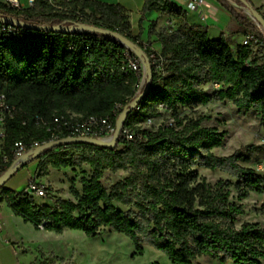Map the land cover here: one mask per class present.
<instances>
[{
  "label": "trees",
  "instance_id": "1",
  "mask_svg": "<svg viewBox=\"0 0 264 264\" xmlns=\"http://www.w3.org/2000/svg\"><path fill=\"white\" fill-rule=\"evenodd\" d=\"M217 2L238 21L243 34L254 35L248 45L234 49L224 35L211 39L207 28L191 24L188 11L172 0H145L142 10L140 22L153 10L170 18L169 25L159 30L156 22L151 24L150 33L163 46L160 54L132 34L129 14L120 4L92 0L65 4L81 10L82 18L77 21L71 14L55 11L48 0H35L32 7L21 10L0 2V12L19 22L33 26L83 24L96 30L32 28L28 34L0 36V86L12 103L26 111L9 121V145L48 138L37 116L51 122L54 117L69 118L68 112H72L81 118L109 116L116 124V106H128L135 99L142 73L122 69L128 47L110 36L112 33L126 36L142 49L153 70L150 88L130 125L157 117L163 109L174 117L172 123L143 130L142 139L120 137L114 148L83 142L45 150L36 159L43 172L49 167L88 165L92 169L91 177L82 179V192L72 185L74 199L38 204L34 194L3 186L0 203L6 201L36 230L57 234L79 230L88 237L98 236L103 229L117 231L134 242V256L142 255L148 244L173 264H194L201 257L221 264H263L264 228L252 222L237 227V219L246 212L230 198L232 188L239 201L252 192L264 194V175L242 165L260 147L247 145L231 155L218 156L213 149L223 145L226 131L202 126L204 115L179 116L182 108L219 99L254 109L264 119V58L254 48L259 45L264 50V33L228 0ZM211 83L221 85L213 95L204 89ZM144 91L145 87L141 93ZM65 137L67 132L61 135ZM194 167L220 169L232 179L212 184ZM106 170L127 176L108 189L103 183ZM50 193L51 188L46 187L44 198ZM116 202L127 210L118 208ZM257 212L264 215V200ZM49 260L53 262L54 256L41 264Z\"/></svg>",
  "mask_w": 264,
  "mask_h": 264
},
{
  "label": "rangeland",
  "instance_id": "2",
  "mask_svg": "<svg viewBox=\"0 0 264 264\" xmlns=\"http://www.w3.org/2000/svg\"><path fill=\"white\" fill-rule=\"evenodd\" d=\"M232 1L236 2L235 0ZM26 2L27 0H22V3ZM236 3L239 6L243 5L241 2ZM250 3L255 9L259 8L261 12L264 13V0H251ZM235 7L239 11H242L240 7ZM244 14L249 18L248 14ZM249 19L257 25L254 20L251 18ZM261 29L264 33V29ZM232 47L234 49L236 47L233 42ZM254 48L257 55L264 58V50L259 45H255ZM220 88L221 85L217 83L204 86V89L212 95L220 90ZM199 115L205 116L202 126L214 127L220 131H226L227 133L223 145L213 149L214 154L218 156H228L237 150L243 149L247 145L259 146L260 148L258 150L249 154L251 160L249 162H242V165L254 168L258 174L264 175V119L256 110L239 108L231 101H221L219 99H214L207 105L182 108L179 110L180 117L194 118ZM172 122H174V117L171 112L161 110L159 116L154 117L151 123H143L142 127L155 130L163 124ZM28 165L30 166L29 171L27 173L22 172L17 176V179L21 182L20 184H22V182L26 184L23 187L20 186V189L27 191L26 186L30 184V181L51 188V193L48 198L35 197L38 204H53L56 199L59 198L74 199L71 193L72 185H74L78 191L82 192V179L90 178L92 175V169L88 165H83L81 168L71 166L62 169L49 167L46 172L38 168L36 160L30 162ZM193 169L198 172L200 177L205 178L212 184H215L219 179H232L227 172L220 169L214 171L204 167H194ZM126 176L127 175L122 171L115 174L110 170H106L103 183L110 189L112 185ZM12 179L13 178H11L10 181ZM236 195L237 191L232 188L231 200L242 205L246 212L237 219L236 226L240 227L245 222H252L264 228V215L257 212V209L264 200V194L252 192L250 196L243 201L237 200ZM1 197L2 194H0V199ZM115 204L118 208L127 210V206L117 202ZM0 207L4 209V207L9 206L6 201H3L0 203ZM30 236L45 241L48 247L51 246L59 252L64 254L68 252L67 256L54 257L53 262L49 260V262L53 264H173L164 253L154 249L148 244L144 245V253L142 255L134 256V242L126 235L110 229H103L96 237H88L82 231L69 229L65 230L62 234L42 231L30 234ZM49 256L51 255H44L43 257L46 259ZM194 264L221 263L215 259L201 257ZM226 264L232 263L228 262Z\"/></svg>",
  "mask_w": 264,
  "mask_h": 264
},
{
  "label": "built area",
  "instance_id": "3",
  "mask_svg": "<svg viewBox=\"0 0 264 264\" xmlns=\"http://www.w3.org/2000/svg\"><path fill=\"white\" fill-rule=\"evenodd\" d=\"M48 1L55 11H62L66 12L67 14H71L77 19V21H80L82 18V12L79 8L73 9L66 6L65 4L80 2L83 0ZM0 2L5 4L7 7L21 10L32 7L35 3V0H27L26 3H22V0H0ZM203 3L204 0H190L188 6L190 10H197L202 6ZM0 17L2 18L0 21V36L10 37V35L15 33L28 34L32 30L31 27L19 22L17 19L6 16L4 12H0ZM60 27L63 29H70L66 32H74L71 29L80 28L79 24H66L61 25ZM253 39L254 35H247L243 41V44L248 45ZM126 68L142 73L141 83L135 96L136 98L141 93L146 80V60L142 53L136 49L128 47L122 65L123 70ZM132 102L125 107L117 105L114 113L115 115H120L125 109L129 111L127 116L123 119L120 127V137L127 141L142 139V131L146 129L142 127V124L145 122L151 123L152 119L154 118L149 117L144 121L130 125V118L136 116L137 112L140 110L139 103L135 105ZM20 113L26 114V111L21 106L12 103L9 100L7 92H5L3 87L0 86V177L12 164L16 165L29 158L34 153L36 148L43 144L61 139V135L64 132H67L68 137H94L110 141L112 140L116 131V124H113L111 117L109 116L101 117L91 115L86 118H81V115L68 112L69 118L54 117L53 121L51 122H45L41 117L37 116V123L39 124L42 122V124L46 127L48 138L43 141L33 140L29 144L23 141H16L14 144L9 145L7 142L8 123L10 120L15 119ZM27 192L34 194L37 197H44L46 196V186L30 181V184L27 185ZM1 229L2 225L0 224V230ZM47 264L53 263L47 261Z\"/></svg>",
  "mask_w": 264,
  "mask_h": 264
},
{
  "label": "crops",
  "instance_id": "4",
  "mask_svg": "<svg viewBox=\"0 0 264 264\" xmlns=\"http://www.w3.org/2000/svg\"><path fill=\"white\" fill-rule=\"evenodd\" d=\"M105 3L120 4L129 14L132 34L140 36V40L148 45L150 50L160 54L162 52V43L156 34L150 33L151 24L156 22V30L168 26L170 18L162 15L155 10L147 12L142 17V10L145 0H92ZM188 11V21L191 24L203 25L208 30L211 39H219L225 36L232 46L243 44L246 37L240 30L238 21L220 4L217 0H204V3L197 10L189 9L190 0H172ZM30 166L20 169L6 183V188L14 191H25L20 186L26 184L17 179L22 172H28ZM27 188V186H26ZM0 264H41L45 258L44 255H54V257H64L67 253H62L51 246H47L45 241L35 239L30 234L36 232H46V230H36L31 223H26L24 219L16 215L10 207H0Z\"/></svg>",
  "mask_w": 264,
  "mask_h": 264
},
{
  "label": "water",
  "instance_id": "5",
  "mask_svg": "<svg viewBox=\"0 0 264 264\" xmlns=\"http://www.w3.org/2000/svg\"><path fill=\"white\" fill-rule=\"evenodd\" d=\"M234 6H238L242 9V11L246 14H248L249 18H251L252 20H254L258 26H260L261 28L264 29V17L262 16V14L260 12H258L253 6L252 4L248 1V0H239L243 5L239 6L236 2L229 0ZM2 20V18L0 17V21ZM25 25L33 28V29H39V30H43V31H51V32H58V31H69L70 29H63L58 25L55 26H33L31 24H28L26 22H22ZM80 28L78 29H71L74 32H85V33H89L91 31H96L94 28L83 25V24H79ZM110 36H112L115 40L121 42L122 44H124L125 46H128L130 48L136 49L139 52L142 53V55L144 56L145 60H146V80H145V91L143 93H140L132 103H134L135 105L139 103V101L142 99L143 95L145 92H147L150 88L151 85V81L153 78V70H152V66L150 63V59L149 57L144 53V51L138 47H136V45L130 40L128 39L126 36L119 34V33H112L110 34ZM128 110L125 109L118 117L117 122H116V131L115 134L112 138V140L110 141H106L103 139H99V138H94V137H65V138H61L59 140H56L54 142H49L46 144L41 145L40 147L36 148V150L34 151V153L27 159L21 161L20 163L14 165L12 164L6 171L5 173L0 177V189L6 185V183L23 167H25L28 163L36 160L45 150L50 149V148H56L59 147L63 144H69V143H93L96 145H101V146H105V147H109V148H114L117 146L118 140L120 138V127L122 124L123 119L127 116L128 114Z\"/></svg>",
  "mask_w": 264,
  "mask_h": 264
}]
</instances>
